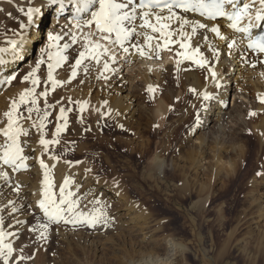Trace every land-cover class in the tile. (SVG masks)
Masks as SVG:
<instances>
[{
	"label": "rangeland",
	"instance_id": "374dc122",
	"mask_svg": "<svg viewBox=\"0 0 264 264\" xmlns=\"http://www.w3.org/2000/svg\"><path fill=\"white\" fill-rule=\"evenodd\" d=\"M49 19L51 21V14ZM90 29L89 32L95 33L91 36L93 41V38H98L97 31ZM62 56L64 54L61 53L60 58ZM46 63L48 61L45 60V65L34 71L41 81L36 88V99L42 98L41 102L29 105L40 108L39 114L33 112L39 124L38 117L43 116L46 108L45 97L38 95L45 90ZM64 64L60 63L58 68H65ZM74 65H69L70 72ZM88 65H91L89 59L81 64L76 79L81 77L85 66L88 69ZM126 67H130V63H126ZM57 70L54 69L53 74ZM122 70L124 75L130 73L125 67ZM230 85L233 89L241 88L242 95L246 97L239 99L242 110L239 108L241 112L236 115H241V120L235 116L237 120L228 119L224 123L227 126L213 125L214 130H207V133L210 132L213 135L210 136L218 141L210 137L213 141L206 145L197 141L200 135L191 129L197 116L180 118L182 109L176 105L170 106L169 116L164 122L154 124L148 123V119L140 114L133 121L124 119L120 122L103 115L95 120L83 118L76 102L71 103L66 108L71 109L66 112L67 129L59 136L60 145L65 146L57 148L56 152L64 163L80 161L90 165L98 182L106 186L102 191L112 187L122 195L123 202L116 205L111 197L95 198L97 195L88 193L84 183L68 186L72 176L67 174L69 181L65 194L74 193L71 199L80 200L77 211L102 209L111 217V223L106 228L98 225L95 229L73 227L63 222L50 224L48 238L44 240L39 238L40 230L31 231L38 222L47 223L41 210L19 208L17 190L5 195L0 185V209H6L0 212L5 220V231L16 233L8 236L5 243L13 245L16 249L14 255L19 256L23 248L22 254L32 257L21 264H146L145 259L152 261L149 264H155L154 261L158 262L156 264H264V175H257L258 172L264 173V132L254 127L264 115V110L256 112L254 106L261 103L264 107V102H260L250 82L239 76H234ZM31 87L30 82L28 88ZM62 87L64 84L53 91L48 84L47 103L55 107L48 109L51 115L43 128L47 137L56 122V107H62ZM83 89L84 93L87 88ZM97 93V89L89 91L94 102L98 99ZM53 95L58 96L53 100ZM142 97L145 104L153 107L150 95ZM236 98L229 97L226 111L234 108ZM210 110L212 106L208 108ZM19 111L25 115L24 108ZM251 112L256 115H251ZM160 161L163 164L158 167ZM50 174V195L59 201L60 190L65 187L66 180L58 186L56 175L53 171ZM94 200H100L101 204L93 203ZM126 204L131 206L127 208ZM13 207L18 208L15 213L12 212ZM132 217L137 219L134 221L130 219ZM176 246L179 250L175 249Z\"/></svg>",
	"mask_w": 264,
	"mask_h": 264
},
{
	"label": "bare ground",
	"instance_id": "6f19581e",
	"mask_svg": "<svg viewBox=\"0 0 264 264\" xmlns=\"http://www.w3.org/2000/svg\"><path fill=\"white\" fill-rule=\"evenodd\" d=\"M117 2L123 3L118 0ZM244 2H246V0H241V7ZM247 2L251 3V0H247ZM29 7L39 8L40 13L34 16L33 23L29 27L22 29V23L28 24L26 13ZM98 7L99 5L97 3L96 5H93L92 8L87 12H80L78 14L76 0H64L63 5L59 3L54 4L51 2V0H0V48L9 49L7 52H0V59L4 61V63H0V128H4L7 125V118L3 114L10 109L11 101L13 99L18 101L24 90L29 89L28 84L30 83V80L25 82L23 77L29 72H34L37 63L41 59L48 61V63L54 64H56L58 60L60 63L65 62V68L59 67L61 68L59 69L56 67L54 69L58 70L53 74L58 80L65 81L64 87L61 89L63 93L60 96L62 100V107H70L69 105L71 103H69V100L72 102L87 101L88 103L85 107V110L83 111L84 113L81 112L83 118L85 117L87 119L95 120L98 118V116L103 115L110 116L111 118L114 117L116 120H118V122H120L124 119H131L133 121L135 116L140 114L144 115L148 119V121L146 120L148 123L153 122L154 124H161V122H164L167 116H169L170 106L172 107L176 105L182 109L180 118L186 119L188 116H192L194 114L197 116L199 113V123L194 121L192 123L191 129L194 134L198 133L200 135L196 139L197 141H202L203 145L208 144L210 140L214 139L210 136V132L207 133V130L212 129L213 131V125H224L225 122L227 123L228 119H232L231 121H233L235 116H237L236 114L242 110L240 108L242 105L239 104V99L241 96H243L241 88H230V83H233L234 76L237 75V77L239 76V78L242 80L250 82V85L253 86L255 92L260 97L259 99L262 101L264 98V65L257 64L256 67H252L248 62L249 60L256 62L258 59H264V55L258 56V54L253 49H249L247 47L249 43L247 35L243 33H236L234 30L229 28L228 25L230 24V21H228L226 18L218 17L215 21H210L204 17H201L196 12L185 13L176 11L178 15L183 16L189 21L199 20L202 23H207L209 28L212 26H219L221 29V35L229 38L227 40H222L219 36L210 32L208 29H197L196 34L193 35L191 39L192 48L199 47L201 52L211 61L210 67L216 71L219 83L222 85L221 87L216 86V81L212 79L207 67L201 68L190 60H181V58L176 55L177 52L183 51V49H180L178 44L170 46V50L165 49L163 51H158L155 45L156 38H159V34L151 32L150 29H140L139 27H137V32H146L147 35L154 37L152 41L153 48L149 50L147 47H145V51H150V57H141L134 49L131 48L130 54H126L118 44L101 40L100 36L97 35L98 38L92 37L93 41H99L100 43L105 44L109 49L108 55L101 58L100 64H96L95 61L89 59L91 65H88L87 73L83 71V73L81 72L82 75L80 78L77 77V79H71L72 71L70 72L69 65L75 64V60L79 58V52L85 50V37L88 33H92L91 29L94 30V32L97 31L94 23L91 26L85 25L82 28H78L77 24L84 20L91 19V12L98 10ZM131 7L132 6L129 5L127 11H130ZM258 7L259 5L257 3V5L251 10L253 19ZM65 8H69L66 13ZM21 9H23V11H21ZM227 10L231 11V8L229 7ZM143 11L145 10L137 9V20L135 22L137 26L142 22L140 16ZM153 12L159 11L153 10ZM50 14L52 16L51 21L49 19ZM162 15H167V11H164ZM149 19L152 23H155V16H150ZM247 23L248 19L245 18V20L242 21L241 26H245ZM125 26L130 27V22L125 21ZM176 27H178V22L172 21V28L175 29ZM89 29L91 32L88 31ZM185 30L191 33V25L185 26ZM263 30L264 27L253 28V39H255V37L258 36ZM50 34L53 36L60 35L61 40H50ZM73 36L77 37L75 42L72 40ZM205 37H207V39H205ZM231 39H236L237 44L233 47V49L229 50L227 44L231 42ZM12 40L17 41L18 43L15 53L11 51L10 41ZM111 40H115V37L111 36ZM132 43L146 45L144 35H140L138 37L134 36L133 39L125 42V46L130 47ZM54 44L57 46L54 47ZM64 44L71 45L72 49L67 52V49L63 47ZM213 50H218L220 53L218 61L217 58L212 54ZM52 51H54V54H52ZM229 51H231V55L228 54ZM60 52H67L64 56L67 57V59H60V56H58ZM49 55L52 57L51 60L48 59ZM111 55H115L117 57V62L112 64V67L116 69V72L104 73L103 62ZM119 59H122L123 61H120ZM178 60L181 62L177 63ZM126 63H130V67H126ZM171 66H174V68ZM122 67L128 69L130 73L124 75L123 70L121 71ZM15 72L18 73L16 79L11 81V83H7L6 81L8 78ZM102 73L103 76H108L110 79H104L101 75ZM253 79L257 80L253 81ZM69 80H71L70 83L68 82ZM45 81L46 78H44L43 82L46 83ZM80 82H82V85H78ZM8 84H10V88L6 89ZM226 84L228 85L226 86ZM149 86H152L155 89L154 93H150L148 91ZM83 88H87V90H84ZM193 88L197 90L195 93L190 91V89ZM82 89L85 91L84 93L88 94H84ZM92 89L98 90L96 95L98 96V99L96 102H94L93 98L89 96V91ZM204 91L212 93L215 98L205 102L202 99ZM143 95L151 96L153 100V107H149L148 104L144 103L145 100H141ZM237 95L239 96L238 99L236 98ZM56 96L58 95H53L52 99H56ZM231 96L236 98V102L234 103V108L232 110L226 111V109L229 107L228 99ZM245 98L246 97L243 96V99ZM40 99L42 98H39V101ZM104 101L108 102L107 106L104 105ZM182 102L183 107H181ZM76 104L78 105V109H80V104ZM260 104H255L254 108L256 112L264 110V107L262 104ZM23 106L24 105H21L20 108H24V116H27V107H29V105ZM210 106H212V110L208 111ZM206 107L207 110H205ZM56 109L58 110V113L54 118V121L56 120V122L54 123L52 131H50V134H48V137L45 136L43 129H38L34 126L39 125V122L34 117V113H32L31 120H20V125L23 128L28 129V135L20 137L21 146L24 148V154L29 157V159L26 161L28 167L17 171V174H14L10 168L0 167V171H7L10 177V179L5 180L3 176H0V185L2 187V191H4L5 195H9L16 193V190L19 189V191H17L18 193H16L18 196L17 200L19 201V208H26V210L35 209L39 211L40 209L38 202L43 198V189L41 183L44 180V173L47 171L48 173L51 172L50 175H52L53 171L57 178L56 185L59 184L58 186H60L63 181H69L67 177L69 178L70 175L72 176V181L68 186L76 187L84 183L88 193L97 195L95 198L98 196L100 198L111 197L116 205H118L123 199H121L122 195L120 196L118 192H115L116 190L113 191L112 187L111 190H104L103 192L102 190L104 189L105 185L103 186L100 182H98L94 172H91L94 174L91 175L90 172L86 171L90 165L88 166L87 163L83 164V162H80L78 164L72 163L70 166L68 163H64L63 160L60 159L61 156H59L60 154H58L56 150L57 148L64 147L65 145H60V143L59 145L51 144L49 145L48 151H45L44 147L39 143L41 138L48 140L57 138L55 134V128L58 123L56 118L59 115V108L56 107ZM97 109H99V111H97ZM109 111L111 112L110 115L107 114ZM240 117L237 116L239 119ZM245 119H247V117ZM235 120L237 119H234V121ZM246 123L244 125H247ZM254 127H258L261 129L260 132H264V115L260 118L258 125ZM255 130L258 131V129ZM260 132L258 131V133ZM61 133H63V131ZM5 142L6 137L0 133V145L4 144ZM198 144H200V142H198ZM199 146H201V144ZM199 149L203 153L202 148L200 147ZM241 155L243 157L244 153L242 152ZM52 156L59 157L60 160L51 159L50 157ZM195 156H197V154H195ZM40 159H43L45 164L48 165L47 170L41 167L39 163ZM161 163V161L158 162V167L162 166L160 165ZM81 164H83V166ZM92 171L95 170L92 169ZM95 180H97V182ZM89 196L90 194L88 197ZM84 197L86 196L84 195ZM91 197L94 198V196ZM127 201L128 199L126 201L124 199V202ZM126 205H128L127 208L131 206V204ZM133 215L136 216L135 214ZM134 218L135 217H132L130 219L134 220ZM133 220L131 221L133 222ZM175 249L179 250V248L177 249V246ZM178 252L179 251H177V253ZM169 259H172V257ZM145 262L146 264H149L152 261L150 259H145ZM154 262L155 264L158 263L157 261ZM142 263L140 262V264ZM159 264L163 263L160 262Z\"/></svg>",
	"mask_w": 264,
	"mask_h": 264
},
{
	"label": "snow or ice",
	"instance_id": "6c2138e0",
	"mask_svg": "<svg viewBox=\"0 0 264 264\" xmlns=\"http://www.w3.org/2000/svg\"><path fill=\"white\" fill-rule=\"evenodd\" d=\"M52 3H59L63 5L64 0H51ZM77 2V13L87 12L92 8L93 5L98 3V10L91 12V19L84 20L77 24L78 28L83 26H91L93 23L97 29V35L100 36L101 40L110 41L113 44H118L124 53L130 54V48L134 49L141 57H150V51H145V47L149 50L153 48L152 41L153 36L147 35V33L137 32V27L140 29H150L153 33H158L159 38H156V49L158 51H163L165 49L170 50V46L178 44L180 49L183 51L177 52L176 55L181 58V60H190L194 64L198 65L201 68H206L210 72L211 77L216 81V86L221 87L219 83L217 73L214 69L210 67L211 61L206 57L199 47L192 48L191 39L192 36L196 34L197 29H208L210 32L215 33L222 40L229 39L228 37L221 35V29L219 26H212L209 28L207 23H202L199 20L189 21L183 16L177 14L174 9H183L185 13L198 12L201 17H207L208 20H216L218 17L226 18L230 21L228 25L229 28L234 30L236 33H243L247 35L249 43L247 47L253 49L258 56L264 55V33L258 35L253 39V28H262L264 27V0H251V3L244 2L242 7L240 6L241 0H139V4L135 3V0H125V2L120 3L117 0H76ZM259 7L256 9L254 19L251 15V10L256 5ZM129 5H132L131 10L127 11ZM231 8V11H228V8ZM146 9L142 12L140 19L141 23L137 26V9ZM153 9H159V12H153ZM167 10V15H162V13ZM23 11V9H21ZM40 13V9L37 7H29L27 9V18L28 24H21V28H27L33 23V18L35 15ZM150 16H155V23H152L149 19ZM248 19V23L245 26H241L242 21ZM125 21L130 22V27L125 26ZM172 21L178 22V27L175 29L172 28ZM191 25V33L185 30V26ZM115 33V40H111V34ZM92 33H88L85 37L86 47L84 51L79 52V58L75 60V65L71 72V79H75L78 75V69L81 64L88 59L95 61L96 64L101 63V58L108 55L109 49L105 44L100 43L99 41H92ZM144 35L146 40V45H139L137 43H132L129 46H125L126 41H130L134 36ZM178 37V38H177ZM49 39L52 41L61 40L60 35H49ZM77 39L76 36L72 37L73 42ZM207 39V37H205ZM162 40V43H161ZM11 51L15 53L18 43L15 40L10 41ZM237 44L236 39H231V42L227 44L229 50ZM54 47L57 45L54 44ZM65 49L69 48V44H64ZM8 48H0V52H7ZM213 56L219 58V51L213 50ZM231 55V51L228 53ZM49 60L52 59L51 55L48 57ZM61 59H67V57H61ZM117 62V57L111 55L108 59H105L103 62V71L107 72H116V69L112 67V64ZM181 61L178 60L177 63ZM252 67H256L257 64L264 65V59H258L256 62L251 60L248 61ZM0 63H4L0 59ZM45 61L41 59L36 67L39 69L40 65L44 64ZM60 61L58 60L56 64L48 63L47 64V79L45 83V90L38 95L45 97L46 108L44 110L43 116H39L40 124L34 125L38 129H43L45 121L51 113L48 109L54 108L55 105L47 103L48 96V84L50 83L51 89L55 91L57 86H62L65 81L55 79L53 75L54 68L58 67ZM85 73L88 69L85 67ZM103 76V73L101 74ZM104 79H110L108 76H103ZM15 76H10L7 83L15 80ZM25 82L30 80L32 87L25 89L24 92L20 95L19 100L13 99L11 101L10 109L4 112V116L7 118V125L4 128H0V133L6 137V142L0 145V167L10 168L13 172L19 171L21 169L27 168L28 165L26 161L29 159L28 156L24 154V148L21 146V136L28 135V129L23 128L20 125V120H31L32 113L35 111L37 114L40 113L39 107H27V116H24L23 113L19 111L21 105H38V100L36 99L37 93L36 88L40 86V79L36 76L35 72H29L23 77ZM69 83L71 80L68 81ZM148 91L154 93L155 89L152 86H149ZM195 93L196 89H190ZM214 95L207 91L203 92L202 99L207 102L214 99ZM261 102H264L262 100ZM60 103V101H57ZM69 103H73L69 100ZM76 103L80 104V111L83 112L87 106V101ZM108 102L104 101V105L107 106ZM207 110V107L205 108ZM71 111V109H66L65 107H60L59 115L57 116V121H63V123H57L55 128L56 139L48 140L41 138L39 143L44 147L45 151H48L49 145L59 144V136L62 131H65L68 126L66 112ZM99 111V109H97ZM108 115L111 114L109 111ZM251 115H256L255 112H252ZM197 123H199V113L197 114ZM123 127V125H121ZM89 130V129H86ZM51 159L58 160L59 157L52 156ZM39 163L42 168H48V165L45 164L43 159L39 160ZM66 163L71 164V161H66ZM76 163H80L77 161ZM86 171L91 172L92 169H86ZM257 175H264V173H257ZM0 176H3L5 180L10 179L9 173L7 171H0ZM44 197L39 200V209L42 211L43 216L46 218L47 223H37L31 231H39V238L46 240L49 233V225L60 223L70 224L73 227H90L95 229L98 225L101 227H108L111 223V217L108 216L102 209L94 210L93 212H83L77 211L80 200L71 199L74 193L68 192L65 194V189L67 188L68 181H65V187L61 188L60 194L61 199L57 201L52 195H50L51 182L49 178V173L45 171L44 173ZM115 183V182H114ZM118 186V184H117ZM19 191V189H17ZM13 203L14 202H10ZM93 203L99 205L101 204L100 200H94ZM6 209H0V212L5 211ZM17 209L12 208V212L15 213ZM21 223V221H17ZM10 235H16V233H10L5 231V220L3 215H0V261H3V264H21V262L26 259H31L32 257H25L22 253L23 248L20 249V255H14L16 249L11 243H5V239Z\"/></svg>",
	"mask_w": 264,
	"mask_h": 264
}]
</instances>
